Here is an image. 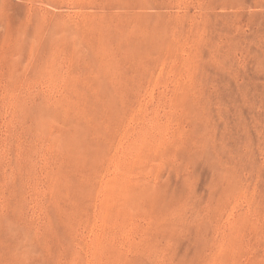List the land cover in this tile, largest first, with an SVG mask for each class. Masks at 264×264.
<instances>
[{"label": "rangeland", "instance_id": "obj_1", "mask_svg": "<svg viewBox=\"0 0 264 264\" xmlns=\"http://www.w3.org/2000/svg\"><path fill=\"white\" fill-rule=\"evenodd\" d=\"M0 264H264V0H0Z\"/></svg>", "mask_w": 264, "mask_h": 264}]
</instances>
